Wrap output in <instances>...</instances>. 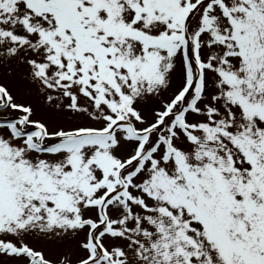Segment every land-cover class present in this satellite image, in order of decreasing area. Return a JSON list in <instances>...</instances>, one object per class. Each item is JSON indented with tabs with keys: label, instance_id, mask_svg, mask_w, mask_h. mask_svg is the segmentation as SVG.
Here are the masks:
<instances>
[{
	"label": "snow or ice",
	"instance_id": "1",
	"mask_svg": "<svg viewBox=\"0 0 264 264\" xmlns=\"http://www.w3.org/2000/svg\"><path fill=\"white\" fill-rule=\"evenodd\" d=\"M0 264H264V0H0Z\"/></svg>",
	"mask_w": 264,
	"mask_h": 264
}]
</instances>
